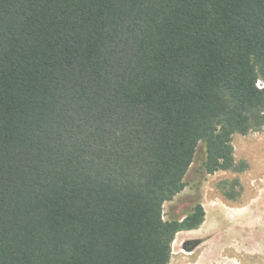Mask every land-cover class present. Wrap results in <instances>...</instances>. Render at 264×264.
<instances>
[{"label":"trees","instance_id":"trees-1","mask_svg":"<svg viewBox=\"0 0 264 264\" xmlns=\"http://www.w3.org/2000/svg\"><path fill=\"white\" fill-rule=\"evenodd\" d=\"M263 126L264 0H0V264H168Z\"/></svg>","mask_w":264,"mask_h":264},{"label":"rangeland","instance_id":"rangeland-1","mask_svg":"<svg viewBox=\"0 0 264 264\" xmlns=\"http://www.w3.org/2000/svg\"><path fill=\"white\" fill-rule=\"evenodd\" d=\"M232 147L235 170L209 175L200 143L184 189L164 203L166 221L181 220L197 205L204 211L198 229L176 234L168 264H264V126L234 135Z\"/></svg>","mask_w":264,"mask_h":264},{"label":"bare ground","instance_id":"bare-ground-1","mask_svg":"<svg viewBox=\"0 0 264 264\" xmlns=\"http://www.w3.org/2000/svg\"><path fill=\"white\" fill-rule=\"evenodd\" d=\"M225 221H229L228 219H225ZM232 223L234 222V220H230ZM233 225V224H232ZM240 227V226H239ZM231 228V227H230ZM223 230H225V229H223ZM247 230H248V228H247ZM222 231V230H221ZM249 231V230H248ZM235 235V234H234ZM219 236V235H218ZM216 240H217V238H216ZM222 243V242H221ZM213 244V243H212ZM215 244V243H214ZM213 244V245H214ZM218 244V243H217ZM213 247V246H212ZM218 247V246H217Z\"/></svg>","mask_w":264,"mask_h":264}]
</instances>
